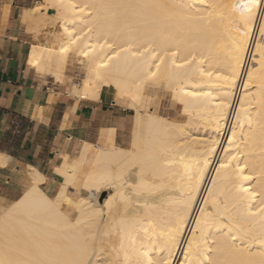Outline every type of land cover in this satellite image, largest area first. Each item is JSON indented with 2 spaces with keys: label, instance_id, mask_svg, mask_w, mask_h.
Segmentation results:
<instances>
[{
  "label": "bare ground",
  "instance_id": "6f19581e",
  "mask_svg": "<svg viewBox=\"0 0 264 264\" xmlns=\"http://www.w3.org/2000/svg\"><path fill=\"white\" fill-rule=\"evenodd\" d=\"M50 8L55 29L29 65L62 83L77 61L86 77L73 95L137 113L128 145L85 143L63 159L53 198L32 168L0 207V264H264V0H43L30 11L41 20ZM147 91L179 116L140 111Z\"/></svg>",
  "mask_w": 264,
  "mask_h": 264
},
{
  "label": "crops",
  "instance_id": "0c3cea01",
  "mask_svg": "<svg viewBox=\"0 0 264 264\" xmlns=\"http://www.w3.org/2000/svg\"><path fill=\"white\" fill-rule=\"evenodd\" d=\"M42 1L0 0V200L5 203L24 194L32 168L45 176L42 188L53 198L62 181L56 169L66 156L76 158L83 144H99L110 130L120 142L127 126L109 102L61 92L51 76L29 65L32 48L44 43L41 20L31 13ZM42 15L51 18L54 10Z\"/></svg>",
  "mask_w": 264,
  "mask_h": 264
},
{
  "label": "rangeland",
  "instance_id": "374dc122",
  "mask_svg": "<svg viewBox=\"0 0 264 264\" xmlns=\"http://www.w3.org/2000/svg\"><path fill=\"white\" fill-rule=\"evenodd\" d=\"M54 14H56V11H54ZM49 20V21H48ZM43 21V23H41L42 28L44 29V33H43V37L46 33V29L47 31H49L50 29H55L53 25V20L50 18H44L41 19V22ZM46 25V26H45ZM45 38V37H44ZM45 41V39H44ZM45 43V42H44ZM43 44V43H42ZM77 61H74L73 63L69 64L68 69L66 70L65 73V78H64V82H58L57 80H55L54 78V83L56 85V87L64 93H67L73 97H77V98H83V99H87L84 95H73L72 90L74 89V87H78L79 89L82 88V84L83 81L85 79V70L84 68H82V65L80 63H75ZM45 76V75H43ZM52 78V76H51ZM112 99L115 100V93H113L112 95ZM90 100V99H87ZM101 100H105L106 101V96H102ZM137 106L132 105L130 108L129 107H121L119 105H115L113 103H110V108L115 111L116 113H118L119 116H123L126 120V129L121 128V132H124L122 135H120V139L121 141L118 142L115 139V132L113 130H110L109 133L105 136V138L103 139L102 142H100L98 145H113L115 143H118L120 145H128L129 141H130V137H131V133L133 131V127H134V122H135V117H136V108ZM155 111V113H157L158 115L164 116V117H168V118H176L179 116L180 114V105L177 104L172 98H169L168 96H166L165 94H154V93H150V91L146 92V96L144 98V100L142 101L141 105H140V111L142 112H149V111ZM157 110V111H156ZM79 156V155H78ZM77 156V157H78ZM76 157V158H77ZM63 181V178H61ZM85 179V174L84 172H81L80 174H78L77 179H76V187H72L69 189V193L70 196L73 197L76 195V191H79L78 187H80V184L83 183ZM61 181V182H62ZM43 191L45 192V189L42 188ZM46 193V192H45ZM47 194V193H46ZM48 195V194H47ZM106 196V195H105ZM9 204L11 203H5L3 201L0 200V207L4 206L7 207L9 206Z\"/></svg>",
  "mask_w": 264,
  "mask_h": 264
}]
</instances>
